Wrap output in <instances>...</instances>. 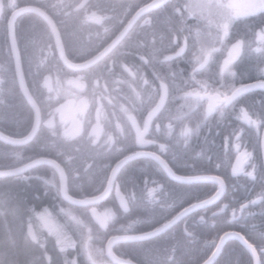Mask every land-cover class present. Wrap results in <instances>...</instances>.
Here are the masks:
<instances>
[{
    "label": "flooded vegetation",
    "instance_id": "af4514ba",
    "mask_svg": "<svg viewBox=\"0 0 264 264\" xmlns=\"http://www.w3.org/2000/svg\"><path fill=\"white\" fill-rule=\"evenodd\" d=\"M159 1L0 0V31H7V39L0 35V92L9 78V86L14 85L23 104L22 109L17 106V123L12 124L23 126L21 130L3 128L0 132L24 138L37 118L19 85L14 44L27 92L38 108L37 132L29 142L11 145L0 140L14 148L10 157L20 154L25 160L8 169L38 158L52 160L65 175L69 195L84 199L101 195L122 161L108 195L91 205L103 215L105 228L90 217L103 231L110 224L118 225L103 248L106 261L115 264L105 250L111 237L149 233L160 226L158 222H166L163 217L173 220L189 204L199 203L185 196L183 186L158 171L149 154H160L159 145L165 144L168 151L163 158L177 175L220 176L224 193L180 216L164 233L114 244L113 253L141 264L125 249L116 251V246L149 241L156 252V264H202L215 251L214 240L219 243L224 232L236 231L247 236L258 264H264L260 188L257 186L251 196L245 191H251V177L246 173L264 171V90L243 94L240 103L223 116L217 111L207 120H203L207 101L195 102L190 96L202 90L200 82H206L209 91H228L241 85L237 76L220 73L226 59L221 53L242 41L230 37L235 23L256 14H250L253 9L239 12L237 0ZM262 13L264 10L258 14ZM195 20L203 24L199 26ZM224 25L228 36L223 33ZM259 25L258 29L264 30V20ZM197 32L203 37L200 40L195 38ZM248 45L253 46L254 41ZM211 50L208 63L200 69L197 58L203 59ZM237 62L231 71L238 72ZM246 69L252 71L253 66ZM242 109L257 123L249 124ZM197 123L201 124L199 130L185 144L181 131L185 126L195 128ZM15 131L21 135L12 134ZM245 152L251 156L242 163L243 171L233 174L238 157ZM173 153L177 154L175 160ZM30 172L57 181L60 191L59 173L51 165L40 164L21 174ZM218 187L210 181L199 182L200 200L215 195ZM182 198L185 202L181 204ZM249 200L257 203L241 211L240 205ZM74 206L85 208L88 214L91 207ZM233 210L237 220L246 218L249 227L234 222L229 225ZM253 224L256 228H251ZM186 228L194 235L187 234ZM225 254L231 255L230 264H254L252 252L237 241H226L214 264H226Z\"/></svg>",
    "mask_w": 264,
    "mask_h": 264
},
{
    "label": "trees",
    "instance_id": "16d2710c",
    "mask_svg": "<svg viewBox=\"0 0 264 264\" xmlns=\"http://www.w3.org/2000/svg\"><path fill=\"white\" fill-rule=\"evenodd\" d=\"M262 20L264 13L238 20L231 31V39L237 38L245 43L242 59L237 60L238 84L256 81L261 77L262 54L259 51L256 53L257 48L248 45V41L252 43L255 40L254 32ZM195 22L199 26L203 24L197 20ZM0 35L3 40L7 39L5 29L0 31ZM195 38L200 40L203 37L197 32ZM226 51L223 48L221 56H225ZM249 64L253 70L247 72ZM2 84L0 129L21 130L19 127L23 126L12 124L17 123L14 112L18 107L22 109L23 104L14 85L9 86V78ZM23 113L25 116L26 113ZM12 134L21 135L16 131ZM13 149L0 142L1 170L25 162L20 154L10 157L15 152ZM35 169L39 170V167ZM36 172L0 177V264H113L106 261L103 248L109 233L117 232L115 228L118 225L110 224L105 231L99 229L85 208L71 205L62 198L57 181L51 185L45 183V179L52 181L51 178ZM119 247L125 249L128 256L138 263L156 264V252L149 241L119 244L116 251ZM223 257L227 259L223 262L230 264L231 255L225 254Z\"/></svg>",
    "mask_w": 264,
    "mask_h": 264
},
{
    "label": "snow or ice",
    "instance_id": "6c2138e0",
    "mask_svg": "<svg viewBox=\"0 0 264 264\" xmlns=\"http://www.w3.org/2000/svg\"><path fill=\"white\" fill-rule=\"evenodd\" d=\"M261 9H264V0H258V6H256L253 11L250 14H258ZM223 33L225 36L228 35V26H223ZM243 41H237L234 45H232L231 50L228 53V58L224 61L223 68L220 69V73H224L225 71L229 72L232 76H237V72L231 71L230 66H232L238 58H241V51L243 49ZM211 51L205 52L203 59L197 58L199 62V68L203 69L205 65L208 63L209 58L211 57ZM256 51L261 52L262 56H264V51L261 49H256ZM238 68V65H236ZM201 83V91H194L193 93H190V96L195 102H201V101H207V109L204 113L203 120H207L208 116L213 112H219L221 116L225 114V111L229 108H234L236 104L240 103L239 98L243 96V94L250 92L253 89H261L264 90V73L261 74V77L259 78L257 83L252 84H243L239 87H232L228 91H219V90H213L209 91V85H207L206 82H200ZM223 87V85H222ZM243 112L244 119L249 124H256L257 121H254L251 119V117L248 115L247 111L241 110ZM203 122V121H201ZM201 124L197 123L195 128H190L185 126L183 130L181 131V136L184 137V143L187 144L188 138L195 132H197L200 128ZM144 143H149L148 141H144ZM168 151V147L165 144L159 145V153H151V155L158 166V171L162 174H167V177H170L172 181H175L178 185L183 186L185 191L186 197H192L199 201V203H193L189 204L187 208H184L183 212H181L178 216L173 217V220H167V217H163L162 219L166 222H158L160 224L159 227H155L153 231L149 233H145V237H152L155 235H158L160 233H164L166 229H170V227L174 224L175 220L179 219L180 216H185L187 213L191 212L193 209H196L200 207L201 205H206L208 203H211V201L216 200L224 193L225 184L224 181L221 179L220 176H207V175H177L176 172L172 170V167H170V163L167 159L163 158L164 154ZM251 154L248 152L243 153L242 158L238 157L237 159V165L233 168V174H236L239 171H243L242 163L247 162V160L250 158ZM177 158V154L173 153V160ZM187 167V164L184 165ZM253 170L255 172V165H253ZM195 171V169H193ZM247 176L251 177V191L248 190V188L245 189V191L248 193L249 196L255 193V188L259 186L260 192L257 194L260 199V206H261V215H264V171H260L256 173L255 175L253 172L246 173ZM42 178V177H41ZM43 179V178H42ZM202 181H210L213 185H219V187L215 190V195L210 196L207 200H200L199 193V182ZM54 181H48L46 180L45 183H53ZM156 183L157 181H153ZM149 196H151V190L149 191ZM185 202L184 199H181V204ZM256 200H249L248 204H241L240 210L244 211L248 208L249 204H256ZM227 208V205L225 206ZM223 211V209H221ZM214 215H216L214 213ZM201 220L203 221V217H201ZM240 224L241 227H249L248 224H246V218L241 217V219L237 220L236 218V211L233 210V217L232 222H229V225L232 223ZM251 228H256V225H251ZM186 233L189 235H194L193 232L188 231V229H185ZM31 235V233H29ZM261 237L264 238V232L260 233ZM33 239L35 237L33 236ZM219 243L214 240L212 242L213 248H215V251L212 252L211 257L204 259L202 261V264H214L215 257L217 253H219L223 247L226 246V241H237L242 246H246L247 244V236L245 234H242V232H236V231H227L224 232L222 236H219ZM255 264V261H254Z\"/></svg>",
    "mask_w": 264,
    "mask_h": 264
},
{
    "label": "water",
    "instance_id": "95a60500",
    "mask_svg": "<svg viewBox=\"0 0 264 264\" xmlns=\"http://www.w3.org/2000/svg\"><path fill=\"white\" fill-rule=\"evenodd\" d=\"M160 2H162V1L160 0L158 3H160ZM0 5H1V2H0ZM47 20H48V18H47ZM11 23H12V21H11ZM10 34H11V36L13 34L12 25H11ZM56 35H57V33H56ZM13 53H14V56H15V59H16V72H17L20 88H21L24 96L26 97V99L28 100L30 105L32 106V108L37 112V118H36L35 124H34L32 130H31V132L26 137H24V138H11L9 136L4 135L2 132H0V140L5 142V143H7V144H11V145H23V144H26L27 142H29L33 138L35 133L37 132L38 108H37L36 104L33 102V100L31 99L30 95L27 92V88H26V85H25V82H24V79H23V74H22L21 67H20V64H19V59H18L17 49H16L15 44L13 45ZM257 82L258 81H253V82H250V83H247V84H252V83H257ZM253 90H261V89H253ZM253 90H251V91H253ZM261 150H262V155H263V160H264V131H263L262 140H261ZM121 162H119L115 166V168L113 169V172L111 174L108 186L105 189V191L101 195L93 197V198L77 199V198H74V197L70 196L69 193H68V190H67V184H66L65 175L63 174L62 170L59 168V165L57 163H54L52 160H48V159L38 158V159H34V160L28 162L25 165H22V166L13 168V169H3V170L0 169V177L18 175V174H21V173L25 172L26 170L34 167V166H37V165H40V164L51 165L52 167L57 169V171L59 173V177H60V192H61L62 198L67 203H70L72 205H78V206L86 207V206H91L93 204L101 202L102 200L105 199V197L108 195V193L110 191V186H111L112 179H113V177L115 176V174L118 172L119 168L122 165ZM118 199H119V202L122 203L119 193H118ZM89 215L97 223V225H99L102 228H105V219H104L103 215L99 212V210L96 207H93V206L90 207ZM146 238H148V237H145L144 234L143 235H139V236H127V237H124V236H113L107 241V244H106V247H105L106 255H107L108 259L111 260L112 262H114L115 264H135V263L131 262L128 259H123V258H120V257L116 256L113 253V250H112L113 245L118 243V242L135 241V240H142V239H146ZM246 247L252 252V254L254 256L255 264H258V259L256 257V254H255V251L253 250V248L249 244H246ZM218 254L219 253H217L215 259L217 258Z\"/></svg>",
    "mask_w": 264,
    "mask_h": 264
},
{
    "label": "rangeland",
    "instance_id": "374dc122",
    "mask_svg": "<svg viewBox=\"0 0 264 264\" xmlns=\"http://www.w3.org/2000/svg\"><path fill=\"white\" fill-rule=\"evenodd\" d=\"M237 6H238V11L239 12H241L240 9L241 10H252L256 6H258V0H242V1L241 0H237ZM262 10H264V9H261V11ZM254 35H255V40H254L253 47H256L257 49L260 48L262 51H264V47H262L263 39H264V30H263V28L256 29V31L254 32ZM231 48L232 47H230V46L227 47L226 55L224 56V58L225 57H226V59L228 58V53L231 50ZM243 51H244V49H242L241 54L243 53ZM255 52L257 53V51H255Z\"/></svg>",
    "mask_w": 264,
    "mask_h": 264
}]
</instances>
